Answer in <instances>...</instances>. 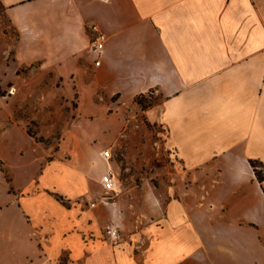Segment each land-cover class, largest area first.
<instances>
[{
  "label": "crops",
  "instance_id": "1",
  "mask_svg": "<svg viewBox=\"0 0 264 264\" xmlns=\"http://www.w3.org/2000/svg\"><path fill=\"white\" fill-rule=\"evenodd\" d=\"M0 8L17 32L16 65L39 62L64 79L84 73L92 27L107 33L102 83L124 104L159 96L144 113L172 158L169 191L148 197L152 223L134 230L125 199L99 201L93 210L109 216L97 231L61 199L80 188L60 187L48 170L66 165L107 194L98 133L82 123L79 166L62 162L60 149L29 155L40 142L0 98V264H264V179L253 165L264 174V0H0ZM108 222L122 230L117 244Z\"/></svg>",
  "mask_w": 264,
  "mask_h": 264
},
{
  "label": "rangeland",
  "instance_id": "2",
  "mask_svg": "<svg viewBox=\"0 0 264 264\" xmlns=\"http://www.w3.org/2000/svg\"><path fill=\"white\" fill-rule=\"evenodd\" d=\"M16 41L17 32L0 8V98L7 100L12 113L40 142L28 144V154L41 156L43 148L51 149V153L60 149L58 155L62 162L79 166L76 157L82 154V149L77 147L75 150V146L83 139L79 129L82 123L85 124L98 133L95 142L100 145V150L110 148L113 153L111 163L121 180V190L110 202L125 199L134 230L152 223L154 216H151L148 197L154 191L165 196L171 182L172 158L159 133L163 129L150 123L144 113V109L159 101V96L148 91L128 103L118 102L119 96L110 95L106 84L102 83L100 66L94 65V55L88 48L81 53L80 64L84 73L79 76L68 74L65 79L60 78L54 70L44 69L39 62L17 66ZM126 54L125 50L123 56ZM107 78L111 84H118L117 77L111 75ZM82 85L87 87L84 91L80 89ZM83 94L87 97L86 103L82 99ZM84 117L87 120L80 122ZM33 173L29 174V179ZM48 173L60 187L80 188L82 195L63 196V201L70 208L78 209L79 215L85 216L83 224L92 220L100 231V220H105L109 212L105 206L93 210L90 201L101 197L102 187L78 183L73 169L63 164L49 169ZM101 239V244H108Z\"/></svg>",
  "mask_w": 264,
  "mask_h": 264
},
{
  "label": "built area",
  "instance_id": "3",
  "mask_svg": "<svg viewBox=\"0 0 264 264\" xmlns=\"http://www.w3.org/2000/svg\"><path fill=\"white\" fill-rule=\"evenodd\" d=\"M92 29L93 37L90 43V51L95 57L94 65L100 66L102 63V55L104 53V49L109 39V36L107 35V33L102 31L97 25H94ZM101 154L108 165L107 171L101 177V184L103 188L107 191V194L102 195L98 200L104 203H109L111 201V198L120 192L121 180L111 163V159L113 157L112 150L110 148L103 150ZM97 201H91L90 206L95 207L97 205ZM103 230L107 237L110 239L111 243L117 244L122 241V231L120 227L114 222L106 223L103 227Z\"/></svg>",
  "mask_w": 264,
  "mask_h": 264
},
{
  "label": "trees",
  "instance_id": "4",
  "mask_svg": "<svg viewBox=\"0 0 264 264\" xmlns=\"http://www.w3.org/2000/svg\"><path fill=\"white\" fill-rule=\"evenodd\" d=\"M139 102H141V101H139ZM253 165H254V167H255V170H256V173H257L258 177H259L261 180H263V179H264V174H262V172L259 171V170L256 168L257 165H256L255 163H253ZM61 199L63 200V198H61Z\"/></svg>",
  "mask_w": 264,
  "mask_h": 264
}]
</instances>
